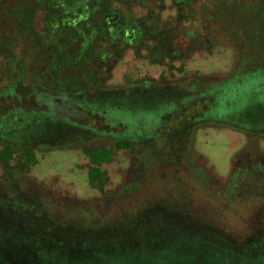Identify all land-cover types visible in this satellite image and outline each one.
<instances>
[{"label":"trees","instance_id":"obj_1","mask_svg":"<svg viewBox=\"0 0 264 264\" xmlns=\"http://www.w3.org/2000/svg\"><path fill=\"white\" fill-rule=\"evenodd\" d=\"M194 4L195 0H16L11 11L17 15V32L25 36L31 34L32 46L27 59L23 53L15 51L13 40L1 42L10 55L7 69L14 75L8 87L0 91V140L5 134L4 127H18L16 132L21 130L28 137L32 128L48 126L41 121L47 117H62L75 105L79 112L70 118L71 122L92 119L94 125L108 128L116 120L109 113L113 108L126 109L129 105L156 100L163 104L174 87L170 92L169 87H160L156 82L160 95L152 98L159 87L146 95L142 81L132 80L123 86L107 82L114 63L122 60L129 49L138 57L144 55L153 63H163L180 60L192 50L191 46L201 45V36L191 24L203 17L211 23L213 14L205 6L196 9ZM218 5L226 7L228 14L219 16V21L232 22L234 37H240V31H245L242 36L250 39L254 54L243 61L242 67L249 65L240 72L246 73L240 78L254 71H264V0L258 9L248 8L247 12L240 11V0H221ZM37 6L43 13L44 26L40 31L31 27ZM166 10L173 13L164 18ZM184 33L193 35L189 48L182 39ZM207 42L204 41L205 45ZM247 50L245 45L241 52ZM195 94L200 95L185 105L180 101L179 119L176 118L170 128L179 127L183 120L190 123L205 116L215 96L202 91ZM64 98L72 99L75 104H65ZM259 109L264 116V105ZM261 119L264 121L263 117ZM114 124L124 126L121 121ZM76 131L69 128L68 133ZM12 136L6 137L8 141L0 150V161L9 164L19 153L16 168L28 170L36 164L35 152L26 146L28 143L17 146L16 134ZM115 138L116 144L108 149L85 150L95 165L92 181L101 174L104 176L100 167L109 160L111 151L131 147L135 142L124 136ZM263 185L258 183L256 187L262 196ZM0 191L4 198V202H0L4 217H0L1 261L15 256L13 243L21 239L26 251L33 252V260L40 264H159L163 257L171 264H264V209L251 222L250 233L239 241L216 229L197 213H188L172 200L174 197L156 201L148 208L136 210L137 213L108 218L95 227L90 219L83 220L82 215H69L67 221L60 222L46 216L47 213L35 208V203L29 205L33 200L22 192L18 180L13 184L0 180Z\"/></svg>","mask_w":264,"mask_h":264},{"label":"rangeland","instance_id":"obj_2","mask_svg":"<svg viewBox=\"0 0 264 264\" xmlns=\"http://www.w3.org/2000/svg\"><path fill=\"white\" fill-rule=\"evenodd\" d=\"M220 1L195 0L196 9L205 6L213 17L211 23L203 17L191 24L196 34L201 36V45L191 46L193 35L181 34L185 46H191L192 49L186 52L184 58L153 63L144 55L138 57L133 49H129L122 60L114 63L111 78L107 82L108 85L123 86L132 80H154L166 84L186 79L182 83L184 87L190 84L200 89L207 85L211 88L218 86L212 92L218 95L222 90L220 107L216 106L205 119L200 120L203 123H192L188 130L190 139L186 143L189 167L203 171L204 178L197 179L198 176H194L196 174L185 165V158L178 166H174L171 156L165 152V142L160 140L152 144V155L148 154L147 157L130 147L114 149L109 160L100 167L104 176L101 174L92 181L91 173L95 165L85 150L97 145L108 148L114 143L104 138L93 143L78 139L79 127L93 129L97 124L94 125L92 119L82 123L71 122L70 118L79 112L75 110V105L62 117H47L41 121L42 125L48 126L35 130L36 139L26 138L27 142H34L29 144L35 148L36 164L19 172L20 175L15 173L19 157V153H16L9 164L0 161V180L17 179L22 185V192L33 200L29 205L35 203V208L58 222L67 221L69 215H82L83 220L90 219L96 227L97 223L117 217L122 211L131 214L136 204L149 207L156 201L174 197V202L180 203L188 213L200 214L203 220L236 240L245 239L250 233L248 230L255 214L264 206V195L256 188L258 183H264V136L246 133L242 127L238 129L233 124L240 123L243 113L253 117L251 122L264 118L259 109L264 105V71H254L240 78V72L249 65L242 67L243 61L250 59L254 53L249 46L250 39L242 36L245 31H240V37L235 38L232 22L219 21V16L228 14L225 6L220 8L218 5ZM260 2L240 0L241 8L244 9L240 8V11L258 9ZM15 5L16 0H0V91L8 87L14 75L7 69L10 55L2 48L1 42L13 40L17 47L15 51H20L27 59L31 52V34L25 36L17 32V15L11 11ZM171 13L173 10H166L163 17ZM42 14L39 6L34 7L31 27L35 31H40L44 26ZM245 45L248 50L244 53L241 51ZM63 101L67 105L75 104L72 99L64 98ZM146 103L145 113L139 114L123 107L113 108L109 113L115 116V122L121 121L133 132L138 126L137 122L142 121L141 117L158 118V115L168 110L164 107L158 111L159 100L152 102L155 106H151V109L148 108L150 102ZM186 109L190 113L191 109ZM220 117H229L230 123L210 121ZM176 118L179 119L174 115L166 121L164 129H169ZM112 125L119 128L114 123ZM68 126L77 131L68 133ZM249 126L252 128L253 124ZM254 128L264 130V122L255 124ZM144 131L148 136L158 137L156 127ZM17 141L21 144L26 140L20 135ZM262 187L264 189V185ZM1 195L2 191L0 202H4ZM0 217L4 219L1 210ZM13 245L15 256L11 255L9 260L0 262L40 264L33 260V252L26 251L21 239ZM160 259L159 264H171L166 261V257Z\"/></svg>","mask_w":264,"mask_h":264},{"label":"flooded vegetation","instance_id":"obj_3","mask_svg":"<svg viewBox=\"0 0 264 264\" xmlns=\"http://www.w3.org/2000/svg\"><path fill=\"white\" fill-rule=\"evenodd\" d=\"M243 74H246V73H240V77ZM183 80H186V79H183ZM183 80L176 81V82H167L166 84H160V85L158 84L160 87H163V86L167 87V88L169 87L170 88V92L172 91L171 90L172 87L175 88V90L173 91L174 94L173 93L170 94L168 100H165L163 102V104L159 103L160 107H159L158 111L163 110L164 107L168 108V110H166L165 113L161 114V116L158 115V118H155V117L151 118V117H147V116L146 117L145 116L141 117L142 121L139 120L137 122L138 126L139 125H141V126L140 127L137 126L134 129L133 132L129 131L130 127L127 126V125L119 126V128L114 127L115 128L114 130H112L113 125L111 127H108V128H106L103 125H101V126L97 125L93 129L85 128V127H79L80 128V132L78 133V135H79L78 139L86 140V143L87 142H90V143L96 142L97 139H100V138L109 139V140L113 141V143H114L113 145L110 146V147H112V146H114L116 144V141H117L115 136H120V137L124 136V138L128 139L130 142L131 141H135V142H133V144H132V146L130 148H134L135 150L140 151L141 155L146 156V157H147L148 154H149V156L152 155V148H151L152 144L155 141L162 140V141L165 142V148H164L165 152H168V154L171 156V161L173 162L174 166H178V164H180V162L183 161V158H185V165H187L189 170L193 171L196 174L194 176H196V177L198 176L197 179L199 177L204 178L205 177V176H203L204 172L201 171V170L193 169L192 167H189L190 166V164H189L190 161H189L188 158H186V143L190 139V134L188 133V130H189V127L192 125V123L201 122L199 120V118L197 119V121L190 122V123H188L187 121L183 120V124H180L179 127L177 126V128H169V129H165L164 130V126L167 125L166 121H168L169 119L173 118L171 116V114H173L175 116H179V115H177V111L181 107V102H184V105H185V103H187L189 100L193 101L195 98H197L200 95V94H195V93H197L199 91L200 92L202 91L205 94H209V96H213V97L215 96L214 100H212L211 104L209 105L210 107H209L208 111L206 112L205 116L202 117L201 119H205V117L208 114L211 113L212 109H216L215 108L216 106L220 107L221 101H222L221 97H222L223 94L220 92V94H218V95H220V97L217 96V94L212 92L213 91V89H212L213 87L211 88L209 85H207V86H205L204 88H201V89L199 88L198 91L196 90L197 87L193 86L192 84H190L189 87H184L183 84H182V83H184ZM223 83H225V82H223ZM140 84H141V87L144 88L147 91L146 95H148V93L150 91H153L156 86L159 87L158 85H156L157 83L154 80L142 81V83H140ZM160 87H159V89H157L156 93H152L153 94L152 98H154L153 97L154 95H160V91H159ZM147 100H149V99H147ZM181 100H183V101H181ZM146 104L147 103L144 102V103L138 104V105H136V104L129 105V106H126V110H132V111H135V112H139V114H140V112L141 113H145ZM151 106H155V104L150 103L148 108L151 109L150 108ZM137 108H140L139 109L140 111H137ZM240 118L243 121L240 120V123H238V122L234 123L233 124L234 126H236L238 129H240V127H242V129H244V131L246 133H252V134H255V135H259V136H264V130L263 129L256 130L254 128L255 124L260 123V122H264L261 119L262 117L257 118V120H254V121L251 122V119L253 117L249 116L247 113H243L242 117L240 115ZM220 119L222 121H220ZM115 121L113 123H117ZM210 121H216V122H220V123H224V124H229L230 123V118L229 117H227V118H221L220 117V118H217V119H211ZM244 124H245V126H244ZM252 124H253V127H252L253 129L249 126V125H252ZM153 127H156V136H158V137L148 136L145 133V131H144L145 129L149 130V129L153 128ZM68 128L72 129L71 127H68ZM15 129H19V128L18 127H16V128H14V127L13 128L4 127L2 129L3 131H5V134H4L3 138H2V140H0V145L3 147L4 143H6L8 141L6 137H11L12 138L13 137L12 135L16 134V138L14 139L15 140L14 143L17 146H19L21 144L28 143V145H26V146L32 147L33 150L35 151L34 146L29 144V143H34V142H32V140L30 142H27L26 138L34 139L35 138V129L36 128L35 127L32 128V130L30 131L28 137H25L26 135L23 134L21 130L16 132ZM87 129H89V130H87ZM20 135H23L24 140H26V141H24L21 144L17 141V138L19 140ZM28 140H30V139H28ZM174 144H176V146H174ZM145 146H148V147H145ZM95 147H100V146L97 145ZM110 147H108V148H110ZM108 148H103V149H108ZM91 149H94V148L91 147ZM146 157H142V158L145 159ZM160 159H162V157ZM239 167H240V165H239ZM15 171H16L15 173H17L19 175H20L19 172H22L20 170V168H16ZM197 179H196V181L198 182L199 180H197ZM6 181L9 182V184H13V183H15V181H17V179L6 180ZM238 188H240V186H238ZM240 192H241L240 193V195H241L242 191H240ZM174 199L175 198H173L172 200L174 201ZM133 203L135 204V202H133ZM145 208H148V207L136 204L135 207H134V210L135 211L136 210H143ZM261 209H264V206H262L258 210V212L255 214V216L259 215V212H260ZM134 210L132 211V213H137ZM124 212H126V211H122L121 214L124 213ZM125 214H128V213H125ZM194 214L196 215V213H194ZM198 215H200V214H198ZM209 224L213 225L210 222H209Z\"/></svg>","mask_w":264,"mask_h":264}]
</instances>
